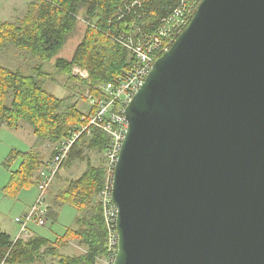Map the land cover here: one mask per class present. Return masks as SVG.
Here are the masks:
<instances>
[{"label":"water","instance_id":"1","mask_svg":"<svg viewBox=\"0 0 264 264\" xmlns=\"http://www.w3.org/2000/svg\"><path fill=\"white\" fill-rule=\"evenodd\" d=\"M125 114L114 264H264V0H203Z\"/></svg>","mask_w":264,"mask_h":264},{"label":"trees","instance_id":"2","mask_svg":"<svg viewBox=\"0 0 264 264\" xmlns=\"http://www.w3.org/2000/svg\"><path fill=\"white\" fill-rule=\"evenodd\" d=\"M193 1L33 0L13 20L0 19V131L5 127L18 131L27 123L37 137L32 150H13L5 161V167L10 168L13 161L21 159L3 189L6 194L16 195L36 185L37 173L46 163L40 148L45 145L56 149L92 112L85 113L78 101L71 102L70 97L60 98L47 90L44 80L55 79L45 71V65L51 63L55 72L70 83H81L82 99L104 98V85L124 76L135 65L136 59L126 44L131 39L157 36L175 9L190 8ZM79 32L81 40L72 58H64L62 51ZM12 50L37 64L28 68L4 64L5 55ZM75 67L86 70L88 78L76 76ZM108 144V134L99 128H94L90 137L80 138L61 170L79 161L86 162L85 171L79 178L65 180L63 186L53 189L61 178L60 172L50 187L47 219L52 224L59 221L65 206L77 212L65 233L54 240L37 232L27 239H13L0 224V264H100L107 256L109 234L103 205L98 200L107 181L104 155ZM92 151L102 154L103 159L93 163L89 155ZM73 241L84 246L85 251L79 255L61 253Z\"/></svg>","mask_w":264,"mask_h":264},{"label":"built area","instance_id":"3","mask_svg":"<svg viewBox=\"0 0 264 264\" xmlns=\"http://www.w3.org/2000/svg\"><path fill=\"white\" fill-rule=\"evenodd\" d=\"M202 1L194 0L190 8L180 6L175 9L158 31L157 36L151 35L138 41L131 39L126 44L127 49L136 59L134 67L124 76L104 85V98L90 97L91 108L89 112L90 110L92 112L83 118V123L67 139L57 145L52 158L39 171L37 201L29 212L15 220L20 227L18 238L27 239L33 236V232L30 231V224L33 223L38 226L46 224L49 206L48 191L52 183L74 144L83 136L90 137L93 129L99 128L109 136L108 148L105 151L107 181L104 190L98 196L99 202L103 205L104 217L109 231L107 256L102 262L103 264H114L119 239L117 232L118 210L112 198V185L122 145L128 131L126 109L145 83L157 59L168 51L176 39L187 29ZM73 72L83 79H87L89 76L88 72L80 67H76Z\"/></svg>","mask_w":264,"mask_h":264},{"label":"rangeland","instance_id":"4","mask_svg":"<svg viewBox=\"0 0 264 264\" xmlns=\"http://www.w3.org/2000/svg\"><path fill=\"white\" fill-rule=\"evenodd\" d=\"M31 1L33 0H0V19L4 21L13 20L16 16L26 11L27 6ZM80 31H85V24L83 21L80 25ZM81 34L79 32V34L75 35L68 41L61 53L64 58H72L76 46L81 40ZM2 62L4 64H9L10 66L22 65L25 68H28L29 65L32 66L37 64V61L29 60V56L18 55V53L13 50L9 51L7 55H5ZM44 68L45 71L50 73L55 79H45L43 82L44 87L60 98L70 97L71 102L78 101L79 108L85 113H88L91 106L88 100L81 98L80 94L83 89V86L81 87V83L78 81L70 83L65 76L59 75L55 72L51 63L45 65ZM82 123L83 122L80 124ZM36 140V135L27 123H24L22 128L18 131L7 127L0 131V224L2 229L8 234H11L12 237H15V235L19 233L20 229L19 224L15 221L16 218H21L24 214L30 211L32 206L37 201L39 189L36 185H34L28 189L18 191L16 195L6 194V191L3 189L9 184L11 172L19 168L21 159L13 161L10 168L5 167L4 163L7 158L10 157L13 150H16V152H27L32 150L35 146ZM40 149L46 156V162L51 159L53 152H55L54 147L47 148L45 145ZM89 155L93 163H98L101 159H103V155L96 151L90 152ZM86 167V162L75 161L69 167L63 168L60 170L61 173L59 172V177L61 178L55 181L53 189L63 186L65 180L79 178L85 171ZM76 214L77 212L75 208L65 206L61 211L60 218L57 223L52 224L46 216L45 225L38 226L32 223L30 224V231L33 233L37 232L54 240L57 236H62L65 233L66 229L72 224ZM84 251L85 247L79 245L76 241L71 242L70 245L61 249V253L66 255H79ZM102 260L100 264H103Z\"/></svg>","mask_w":264,"mask_h":264},{"label":"crops","instance_id":"5","mask_svg":"<svg viewBox=\"0 0 264 264\" xmlns=\"http://www.w3.org/2000/svg\"><path fill=\"white\" fill-rule=\"evenodd\" d=\"M19 232H20V229H19ZM11 235V234H10ZM18 236H19V233H17L16 235H15V237H12L13 239H16V238H18Z\"/></svg>","mask_w":264,"mask_h":264},{"label":"bare ground","instance_id":"6","mask_svg":"<svg viewBox=\"0 0 264 264\" xmlns=\"http://www.w3.org/2000/svg\"><path fill=\"white\" fill-rule=\"evenodd\" d=\"M75 145V144H74ZM69 156V155H68ZM68 158V157H67ZM63 166V165H62ZM62 168V167H61ZM61 170V169H60ZM60 172V171H59ZM38 173H39V171H38ZM38 173H37V177H38ZM59 174V173H58ZM36 186H37V184H36Z\"/></svg>","mask_w":264,"mask_h":264}]
</instances>
